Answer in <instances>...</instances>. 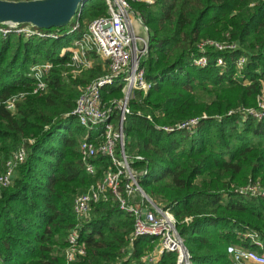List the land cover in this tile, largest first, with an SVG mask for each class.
Wrapping results in <instances>:
<instances>
[{"label":"trees","instance_id":"obj_1","mask_svg":"<svg viewBox=\"0 0 264 264\" xmlns=\"http://www.w3.org/2000/svg\"><path fill=\"white\" fill-rule=\"evenodd\" d=\"M89 1L95 3L85 13ZM89 1L74 19L84 23L76 33L57 40L0 37V175L14 153L26 152L9 187H0V264H64L67 236L76 224L74 199L101 178L100 170L90 176L84 169L78 147L87 131L71 112L78 88L104 73L97 65L64 77L67 58H59L84 25L106 13L104 0ZM132 9L149 32L140 66L152 84L146 96L135 93L139 102L132 103L124 125L126 154L144 159L131 163L143 172L140 187L173 214L190 264H234L226 251L230 245L263 252L238 234L256 233L264 249V198L234 192L231 185L264 186V119L243 120L239 114L256 106L262 92L264 0H154L133 3ZM226 38L236 45L234 52H200L203 41ZM199 57H205V67L192 65ZM221 59L224 66L217 65ZM41 61L53 64L48 89L31 95L27 73ZM18 93L28 94L7 109ZM119 94L112 85L102 97ZM194 119L198 124L191 131L158 128ZM108 163L104 157L93 160L97 168ZM133 229V218L109 194L91 206L81 225L85 254L74 264H148L143 258L156 241L141 237L130 244ZM177 263V253H164L152 264Z\"/></svg>","mask_w":264,"mask_h":264},{"label":"built area","instance_id":"obj_2","mask_svg":"<svg viewBox=\"0 0 264 264\" xmlns=\"http://www.w3.org/2000/svg\"><path fill=\"white\" fill-rule=\"evenodd\" d=\"M10 2H29L38 0H3ZM106 13L86 26L84 25L79 37L69 48L62 49L59 58H67L63 76L76 77L80 73L95 67L91 59L100 60L101 71L104 73L90 84L79 87L80 92L75 108L71 115L77 118L87 134L79 141V154L86 173L94 176L99 170L101 178L91 185L85 192L78 193L73 203V213L76 224L67 236V250L64 264H74L85 254L84 245L79 236L81 225L89 219L91 206L99 201L109 199V194L119 208L129 214L134 220V229L130 237V244L141 237H149L156 241L157 249L143 258L152 264L164 253H177L180 264H190V256L184 253L183 241L176 230V220L169 209L155 203L140 187L138 180L143 172L133 169V161L144 160L140 156L129 157L125 152V121L130 113L129 97L139 92L147 94L152 84L146 80L141 61L148 53L149 32L145 30L141 18L131 9L133 3L152 4V0H104ZM83 22L76 19L65 32H47L31 25L6 24L0 25V37H22L24 40L41 39L57 40L64 35L73 34L81 30ZM211 47L223 51L236 49V45H225L205 40L199 45L201 53ZM242 62L245 59L242 58ZM205 57L194 59L192 65L205 67ZM221 60L217 61V65ZM93 65V66H92ZM241 66V64H238ZM92 66V67H91ZM51 62L43 61L29 68L27 77L32 81L31 92L34 95L46 93L48 85L46 78L52 69ZM115 85L124 97L103 101V91L106 87ZM28 94V93H27ZM18 93L6 102V108L14 109L17 101L25 95ZM109 95V92L107 91ZM243 120L247 117L264 119V103L258 109H239ZM233 112H230L231 114ZM205 118V117H203ZM198 124L194 119L175 127H158L164 132L177 130H193ZM104 157L108 160L106 167H96L93 160ZM26 158L24 149L14 153L5 164V170L0 175V187L7 188L12 182L15 168ZM251 193L264 198V188L253 185ZM243 194V191H238ZM255 197V196H254ZM248 237H252L248 235ZM256 239V236L254 237ZM255 244L263 252L238 249L228 246L226 251L233 259L234 264H264V249L258 242ZM178 264V263H177Z\"/></svg>","mask_w":264,"mask_h":264},{"label":"water","instance_id":"obj_3","mask_svg":"<svg viewBox=\"0 0 264 264\" xmlns=\"http://www.w3.org/2000/svg\"><path fill=\"white\" fill-rule=\"evenodd\" d=\"M89 0H38L10 2L0 0V25H31L39 30L66 28ZM145 30L147 28L145 27ZM184 253L188 254L182 244ZM180 262V261H179ZM178 262V264H180Z\"/></svg>","mask_w":264,"mask_h":264},{"label":"rangeland","instance_id":"obj_4","mask_svg":"<svg viewBox=\"0 0 264 264\" xmlns=\"http://www.w3.org/2000/svg\"><path fill=\"white\" fill-rule=\"evenodd\" d=\"M153 2H154V0H152ZM94 3L95 2H92V1H89V3H87V5H86V10H85V13H87V11L89 10V9H91L92 7H93V5H94ZM131 9H132V4H131ZM132 11H133V9H132ZM134 12V11H133ZM135 13V12H134ZM136 14V13H135ZM142 20V19H141ZM143 22V21H142ZM144 25V24H143ZM144 27H146L145 25H144ZM147 28V27H146ZM148 30V29H147ZM210 41H212V42H214V43H218V44H225V45H233V42L232 41H230L228 38H226V39H224V40H222V41H217V40H211L210 39ZM73 42V41H72ZM72 42H70L69 44H67L65 47H63L62 49H64V50H66L67 48H69V46L71 45V43ZM62 49H61V51H62ZM215 49V48H214ZM215 50H218V49H215ZM60 51V55H62L61 53H63V52H61ZM67 51V50H66ZM224 52H234L233 51V49H226V50H223ZM91 61H93V63L95 64V65H99L100 64V60H95V59H91ZM41 62H43V61H41ZM41 62H38V63H41ZM47 62H49V61H47ZM241 64V66H239L238 64ZM244 64H245V62H242V58H240L238 61H237V63H236V67H237V69H239V70H241L242 68H243V66H244ZM93 66V65H92ZM91 66V67H92ZM218 66H224V62H223V60L221 59V64L220 65H218ZM92 68H94V67H92ZM84 72H82V73H80L78 76H80V75H82ZM262 89H263V87H262ZM142 94V93H141ZM148 94V93H147ZM147 94H142V96H146ZM31 95H34V93L32 92V94ZM124 97V93L123 92H121L120 91V94L118 95V96H111V97H108L107 99H103V101L105 102L106 100H108L109 98H111V99H116V100H118V99H121V98H123ZM129 102H130V113H131V111H132V103H138L139 101H137V99H136V96H135V93L133 94V96L132 97H129ZM260 103H264V91L262 90V92H261V95L259 96V97H257V100H256V106H254V107H249L248 109H258L259 108V104ZM240 108V107H239ZM238 109V108H237ZM240 113V112H239ZM158 127H160V126H158ZM125 136H126V133H125ZM127 136L125 137V141H127ZM253 185H256L257 187H259L260 189H262V188H264V186L259 182V181H255V182H251V183H248V184H246V185H243V186H234V185H231V189L234 191V192H238V191H243V194L244 195H248V196H251V197H258V196H256V194L254 193H251L252 192V190H253ZM87 190V189H86ZM86 190H84V191H82V192H85ZM251 191V192H250ZM81 192V193H82ZM153 200V199H152ZM155 203H158V202H156L155 200H153ZM159 204V203H158ZM162 207V206H161ZM189 219H185V221H188ZM239 236H241V237H243V238H246V239H250L251 241H253L252 243L258 248V249H260L256 244H255V242L254 241H256V242H258L260 245H262L263 246V243H262V241H261V239L259 238V236H257L256 235V233H243V234H238ZM248 235H251L252 237H248ZM256 236V239L254 238ZM231 246H234V247H236V248H238V249H242L241 247H238V246H235V245H231ZM157 249V243H156V246H155V248L153 249V251L152 252H154L155 250ZM67 250V246L65 247V249H64V252H63V261L65 262V259H64V256H65V251ZM152 252H150V253H152ZM147 255H149V254H147ZM146 255V256H147ZM232 259V258H231ZM232 261H233V259H232ZM233 263H234V261H233Z\"/></svg>","mask_w":264,"mask_h":264},{"label":"crops","instance_id":"obj_5","mask_svg":"<svg viewBox=\"0 0 264 264\" xmlns=\"http://www.w3.org/2000/svg\"><path fill=\"white\" fill-rule=\"evenodd\" d=\"M262 86H263V89H262V90L264 91V81H263V83H262Z\"/></svg>","mask_w":264,"mask_h":264}]
</instances>
